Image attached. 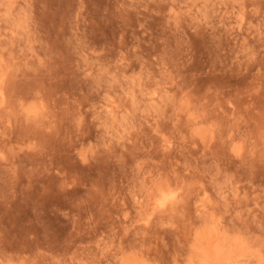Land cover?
<instances>
[{
    "label": "rangeland",
    "instance_id": "1",
    "mask_svg": "<svg viewBox=\"0 0 264 264\" xmlns=\"http://www.w3.org/2000/svg\"><path fill=\"white\" fill-rule=\"evenodd\" d=\"M0 264H264V0H0Z\"/></svg>",
    "mask_w": 264,
    "mask_h": 264
},
{
    "label": "bare ground",
    "instance_id": "2",
    "mask_svg": "<svg viewBox=\"0 0 264 264\" xmlns=\"http://www.w3.org/2000/svg\"><path fill=\"white\" fill-rule=\"evenodd\" d=\"M2 101H3V99H2ZM168 189H169V188H168ZM163 190H164V189H163ZM166 190H167V189H165L164 192H165ZM169 190L171 191V190H173V189H169ZM161 192H162V191H161ZM166 192H168V191H166ZM173 192H175V191H173ZM170 194H171V193H170ZM160 195H161V194H160ZM169 198H170V197H169L167 194L163 195L162 199L159 197V199H161V203L164 204L163 207H165V206L167 205L166 202H168V199H169ZM174 198H175V196H174ZM176 198H177V197H176ZM159 199H158V200H159ZM158 200H157V202H159ZM172 200H173V199L171 198V201H169V202H172ZM165 204H166V205H165ZM157 205H158V203H157ZM161 206H162V205H161ZM161 208H162V207H161Z\"/></svg>",
    "mask_w": 264,
    "mask_h": 264
}]
</instances>
